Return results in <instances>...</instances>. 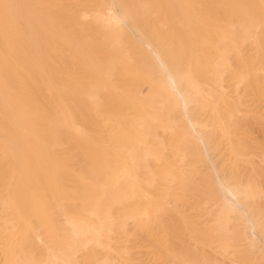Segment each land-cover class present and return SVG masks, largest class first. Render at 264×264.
Masks as SVG:
<instances>
[{
    "label": "bare ground",
    "instance_id": "bare-ground-1",
    "mask_svg": "<svg viewBox=\"0 0 264 264\" xmlns=\"http://www.w3.org/2000/svg\"><path fill=\"white\" fill-rule=\"evenodd\" d=\"M0 264H264V0H0Z\"/></svg>",
    "mask_w": 264,
    "mask_h": 264
}]
</instances>
